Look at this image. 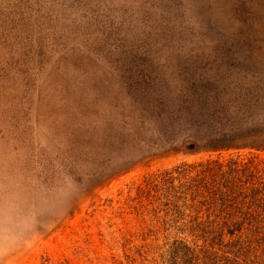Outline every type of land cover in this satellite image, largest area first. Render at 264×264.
<instances>
[{"label": "rangeland", "instance_id": "rangeland-1", "mask_svg": "<svg viewBox=\"0 0 264 264\" xmlns=\"http://www.w3.org/2000/svg\"><path fill=\"white\" fill-rule=\"evenodd\" d=\"M160 104L264 123V0H0V264H168L154 174L264 151Z\"/></svg>", "mask_w": 264, "mask_h": 264}, {"label": "trees", "instance_id": "trees-1", "mask_svg": "<svg viewBox=\"0 0 264 264\" xmlns=\"http://www.w3.org/2000/svg\"><path fill=\"white\" fill-rule=\"evenodd\" d=\"M184 106L160 104L156 118L163 113L173 125L192 124L184 137L190 150L264 151V123L225 128L198 107L184 117ZM153 180L159 182L153 214L163 233L172 230L168 264H264V155L236 152L183 161L159 170ZM162 182L169 183L162 188Z\"/></svg>", "mask_w": 264, "mask_h": 264}]
</instances>
